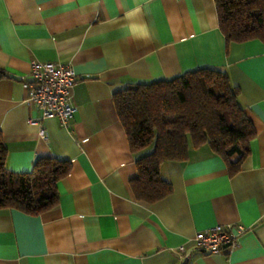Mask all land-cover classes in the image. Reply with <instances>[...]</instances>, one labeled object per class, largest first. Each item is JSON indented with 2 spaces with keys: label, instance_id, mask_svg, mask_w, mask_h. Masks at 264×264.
<instances>
[{
  "label": "crops",
  "instance_id": "crops-1",
  "mask_svg": "<svg viewBox=\"0 0 264 264\" xmlns=\"http://www.w3.org/2000/svg\"><path fill=\"white\" fill-rule=\"evenodd\" d=\"M136 7L150 42L126 38L125 12ZM32 61L75 69L66 127L26 101ZM200 67L227 74L255 131L248 152L231 174L207 143L189 141L185 159L160 165L171 192L142 202L113 97ZM0 132L14 173L37 157L70 163L50 209H0V264H264V42L227 44L214 0H0ZM227 224L248 228L236 249L177 253L197 231Z\"/></svg>",
  "mask_w": 264,
  "mask_h": 264
},
{
  "label": "trees",
  "instance_id": "trees-1",
  "mask_svg": "<svg viewBox=\"0 0 264 264\" xmlns=\"http://www.w3.org/2000/svg\"><path fill=\"white\" fill-rule=\"evenodd\" d=\"M219 28L226 43L258 39L264 42V0H214ZM117 116L129 146L136 153L134 196L156 201L171 192L160 175L161 163L182 160L189 141L207 143L235 173L255 134L238 104L227 74L200 67L168 79L138 81L114 97ZM7 149L0 132V209L17 208L29 214L57 203L58 181L70 163L57 156L37 157L30 172L6 168Z\"/></svg>",
  "mask_w": 264,
  "mask_h": 264
},
{
  "label": "built area",
  "instance_id": "built-area-1",
  "mask_svg": "<svg viewBox=\"0 0 264 264\" xmlns=\"http://www.w3.org/2000/svg\"><path fill=\"white\" fill-rule=\"evenodd\" d=\"M77 78L70 63L32 61L29 76L22 81L26 101L41 111L43 119L55 118L66 127L76 110L71 99V88ZM247 229L241 224L214 225L197 231L191 239L190 249L180 244L176 251L185 259L195 251L216 253L222 248L231 251L239 246V237Z\"/></svg>",
  "mask_w": 264,
  "mask_h": 264
},
{
  "label": "clouds",
  "instance_id": "clouds-1",
  "mask_svg": "<svg viewBox=\"0 0 264 264\" xmlns=\"http://www.w3.org/2000/svg\"><path fill=\"white\" fill-rule=\"evenodd\" d=\"M99 3V0H96ZM150 0H143V3L147 4ZM141 11L140 7H136L132 10L125 12V20L128 21L123 25L126 30V38H130L133 41L150 42L153 39V33L148 23L134 21V17Z\"/></svg>",
  "mask_w": 264,
  "mask_h": 264
}]
</instances>
